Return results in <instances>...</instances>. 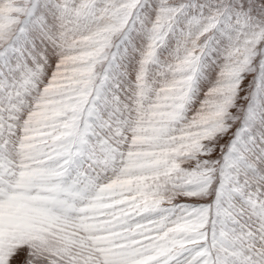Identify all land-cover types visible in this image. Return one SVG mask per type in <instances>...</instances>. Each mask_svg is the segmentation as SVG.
<instances>
[{
    "label": "snow or ice",
    "instance_id": "snow-or-ice-1",
    "mask_svg": "<svg viewBox=\"0 0 264 264\" xmlns=\"http://www.w3.org/2000/svg\"><path fill=\"white\" fill-rule=\"evenodd\" d=\"M0 264H264V0H0Z\"/></svg>",
    "mask_w": 264,
    "mask_h": 264
}]
</instances>
